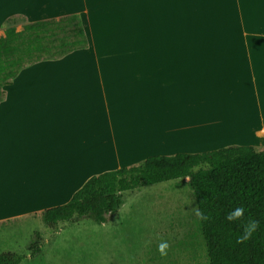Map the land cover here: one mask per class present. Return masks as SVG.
<instances>
[{
  "label": "crops",
  "instance_id": "1",
  "mask_svg": "<svg viewBox=\"0 0 264 264\" xmlns=\"http://www.w3.org/2000/svg\"><path fill=\"white\" fill-rule=\"evenodd\" d=\"M68 15L87 48L3 87L0 223L148 157L264 147V0H0V37Z\"/></svg>",
  "mask_w": 264,
  "mask_h": 264
},
{
  "label": "trees",
  "instance_id": "2",
  "mask_svg": "<svg viewBox=\"0 0 264 264\" xmlns=\"http://www.w3.org/2000/svg\"><path fill=\"white\" fill-rule=\"evenodd\" d=\"M15 18L5 22L0 37V101L3 87L23 67L87 48L76 15L26 23L20 32L10 26ZM178 179H188L196 209L209 217H197L208 264H264V148L228 146L196 154L148 157L89 178L66 204L44 210L41 218L51 229L60 222L82 218L102 224L119 210L123 193ZM238 208L243 209L242 218L226 219ZM249 220L257 221L259 227L244 238ZM31 249L33 258L39 250L37 242ZM22 260L15 253L0 254V264H20Z\"/></svg>",
  "mask_w": 264,
  "mask_h": 264
},
{
  "label": "rangeland",
  "instance_id": "3",
  "mask_svg": "<svg viewBox=\"0 0 264 264\" xmlns=\"http://www.w3.org/2000/svg\"><path fill=\"white\" fill-rule=\"evenodd\" d=\"M26 23L18 17L10 26L20 32ZM187 182L125 192L119 210L102 224L82 218L51 229L41 215L0 223V254L21 255L20 264H208ZM33 242L39 250L31 258Z\"/></svg>",
  "mask_w": 264,
  "mask_h": 264
},
{
  "label": "clouds",
  "instance_id": "4",
  "mask_svg": "<svg viewBox=\"0 0 264 264\" xmlns=\"http://www.w3.org/2000/svg\"><path fill=\"white\" fill-rule=\"evenodd\" d=\"M195 214L201 220L209 219V217L205 216L204 213L201 212L199 209L195 210ZM242 217H243V209L238 208L234 212L229 213L228 216L226 217V219L233 220V219H240ZM258 227H259V224L257 221L249 220L248 223L244 227V231L246 234V236L244 238H247V236L251 234V231H254ZM238 242H242V239H238ZM165 247H166V245H161L159 247V251L161 252L162 255L164 254Z\"/></svg>",
  "mask_w": 264,
  "mask_h": 264
},
{
  "label": "bare ground",
  "instance_id": "5",
  "mask_svg": "<svg viewBox=\"0 0 264 264\" xmlns=\"http://www.w3.org/2000/svg\"><path fill=\"white\" fill-rule=\"evenodd\" d=\"M240 99V98H239ZM234 100H236V99H234ZM240 110H242L241 108H240ZM242 111H247L248 112V110H247V108H246V110H245V108L242 110ZM254 116V115H253ZM229 123V122H228ZM231 123L233 124V122L231 121ZM230 123V124H231ZM228 126V125H227Z\"/></svg>",
  "mask_w": 264,
  "mask_h": 264
}]
</instances>
